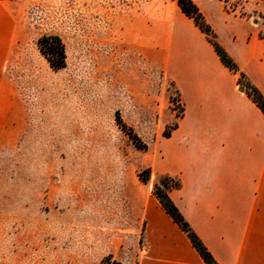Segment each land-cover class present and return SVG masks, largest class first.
<instances>
[{
	"label": "rangeland",
	"instance_id": "1",
	"mask_svg": "<svg viewBox=\"0 0 264 264\" xmlns=\"http://www.w3.org/2000/svg\"><path fill=\"white\" fill-rule=\"evenodd\" d=\"M193 1L204 16L264 25V0ZM3 2L0 264L127 257L141 200L156 201L154 185L164 190L162 181L173 182L159 173L161 147L184 109L172 74L185 43L205 35L177 0ZM50 33L65 44L61 68L37 46ZM118 116L144 148L121 129ZM145 169L150 176L142 182L138 173Z\"/></svg>",
	"mask_w": 264,
	"mask_h": 264
},
{
	"label": "crops",
	"instance_id": "2",
	"mask_svg": "<svg viewBox=\"0 0 264 264\" xmlns=\"http://www.w3.org/2000/svg\"><path fill=\"white\" fill-rule=\"evenodd\" d=\"M4 7L0 0V12ZM205 17L264 95V25L223 14ZM1 40L4 48L3 29ZM185 44L172 74L183 114L161 147L159 173L179 183L168 194L216 264H264V113L205 37ZM4 128L2 104L0 134ZM134 222L129 231L136 244L127 257L113 253L122 264H206L157 199H142Z\"/></svg>",
	"mask_w": 264,
	"mask_h": 264
},
{
	"label": "trees",
	"instance_id": "3",
	"mask_svg": "<svg viewBox=\"0 0 264 264\" xmlns=\"http://www.w3.org/2000/svg\"><path fill=\"white\" fill-rule=\"evenodd\" d=\"M177 4L180 10L185 16L192 19L195 26L205 35L206 40L213 46L216 54L218 55L222 64L227 67L231 72L238 75V83H240V78H246L243 71H241L235 62V60L229 55V53L220 45L216 39V33L207 22L204 14L198 7V5L193 0H177ZM37 46L41 54L46 58L48 63L53 68H61L66 64V50L65 44L62 38L57 34H43L37 40ZM247 85L244 86L245 92L252 99V101L261 109L264 113V95L262 92L255 87L247 78ZM118 125L126 131V125L123 123L122 119L118 116ZM176 124L173 125L174 129ZM126 133L133 139L134 144L138 148H144L145 144L141 143L138 135L133 132L130 128ZM169 136L170 134H165ZM150 176V169H145L138 173V177L142 182H146ZM164 190L160 189L158 185H154L155 189L152 190V194L155 196L157 201L163 210L173 219V221L179 226V228L187 235L191 244L194 246L196 251L199 253L201 258L206 264H216V260L213 255L207 249L203 241L193 230L189 222L185 219L183 214L180 212L178 207L175 205L173 200L168 194V190L172 187H177L179 183L173 181L172 183L163 182ZM122 264L121 261L113 259L111 255L106 256L102 260V264Z\"/></svg>",
	"mask_w": 264,
	"mask_h": 264
},
{
	"label": "water",
	"instance_id": "4",
	"mask_svg": "<svg viewBox=\"0 0 264 264\" xmlns=\"http://www.w3.org/2000/svg\"><path fill=\"white\" fill-rule=\"evenodd\" d=\"M239 89H240V90H243V88H242V87H240Z\"/></svg>",
	"mask_w": 264,
	"mask_h": 264
}]
</instances>
